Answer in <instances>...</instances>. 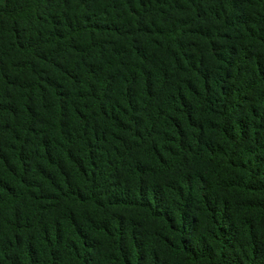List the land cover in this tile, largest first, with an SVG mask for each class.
I'll use <instances>...</instances> for the list:
<instances>
[{
	"label": "trees",
	"instance_id": "1",
	"mask_svg": "<svg viewBox=\"0 0 264 264\" xmlns=\"http://www.w3.org/2000/svg\"><path fill=\"white\" fill-rule=\"evenodd\" d=\"M0 264H264V0H0Z\"/></svg>",
	"mask_w": 264,
	"mask_h": 264
}]
</instances>
